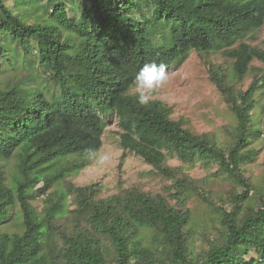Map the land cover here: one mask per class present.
I'll list each match as a JSON object with an SVG mask.
<instances>
[{
    "label": "trees",
    "instance_id": "obj_1",
    "mask_svg": "<svg viewBox=\"0 0 264 264\" xmlns=\"http://www.w3.org/2000/svg\"><path fill=\"white\" fill-rule=\"evenodd\" d=\"M14 1L13 13L0 0V67L22 59L28 69L0 88V264H110L105 240L115 264H264V197L246 211L238 205L253 191L243 167L260 135L253 119L259 87L238 96L227 90L255 61L264 66V50L244 43L264 26V0ZM36 2L45 12L30 22ZM221 52L232 61L230 71L208 72L237 121L228 148L173 121L164 102H137L135 76L144 64L171 69L193 54ZM110 118L122 161L133 154L170 179L180 172L169 166L172 159L179 167L200 161L244 188L219 215L221 235L206 251L191 248L189 213L137 190L101 199L96 185L69 184L35 212V195L78 175L99 153ZM13 156L17 174L9 179L4 164ZM175 188L174 199L185 200L194 186L175 179ZM17 206L22 233L8 234L3 228ZM141 229L152 231L153 246L144 244Z\"/></svg>",
    "mask_w": 264,
    "mask_h": 264
},
{
    "label": "rangeland",
    "instance_id": "obj_2",
    "mask_svg": "<svg viewBox=\"0 0 264 264\" xmlns=\"http://www.w3.org/2000/svg\"><path fill=\"white\" fill-rule=\"evenodd\" d=\"M39 1L44 3L45 0ZM14 2V0H6V5L13 13L15 12ZM33 6L37 8V2ZM34 7L31 10L29 5L26 7L30 10L28 12L30 22H33V17H40L45 12L42 8ZM72 11L70 9V13ZM244 43L264 50V26L259 32L246 38ZM226 53L191 55L187 61L168 69V82L154 90L150 99L167 104L172 109L173 121H181L184 127L195 135L208 136L223 149L233 143V129L237 121L225 97L210 80L208 67L221 69L222 73L227 74L231 69L232 61ZM34 68L31 70L32 74H35ZM27 69L22 59L17 60L16 63L14 61L13 68L9 65L0 67V88L20 80ZM39 73L38 84L42 79V72ZM252 84L259 87L253 95L257 102L253 119L260 130V135L251 140L249 148L255 152L254 158L243 167V176L253 189L248 192L247 198L239 201L238 205L244 211L252 205H257L254 203L255 198L264 197V66L255 61L247 77L241 81L236 80L227 87L228 92L238 96L247 92ZM134 91L136 92V88ZM117 131L116 119H108L105 123L103 145L99 153L88 161V166L78 175L66 178L64 183L56 184L44 195H35L32 201L35 212L41 213L48 203L51 206L50 202L56 198L55 190L58 187L68 190L69 184L75 187L96 185L100 189L98 197L101 199L137 190L152 198H165L171 206L189 213L191 220L188 229L191 230V248L196 253L206 251L210 242L219 239L221 235L219 215L223 211L229 212L232 209L234 198L242 196L244 188L234 180L217 174V167L214 165L198 161L179 167L180 164L175 158L169 162L171 168H180V172L175 174V179L191 181L194 189L188 192L187 199H174L175 179L160 175L133 154L127 153L123 161L120 159L122 150L119 146ZM4 165L7 178L17 174L14 156L6 160ZM73 201V196L70 195L67 203L69 208H73ZM12 213L13 218L3 231L8 234L22 233L20 207L12 209ZM152 236V231L140 230V238L146 246L155 244ZM103 253L110 264H115L113 249L106 240L103 242Z\"/></svg>",
    "mask_w": 264,
    "mask_h": 264
},
{
    "label": "clouds",
    "instance_id": "obj_3",
    "mask_svg": "<svg viewBox=\"0 0 264 264\" xmlns=\"http://www.w3.org/2000/svg\"><path fill=\"white\" fill-rule=\"evenodd\" d=\"M168 79L169 72L165 63L144 64L135 76L137 102L141 106H147L150 103L152 92L165 85Z\"/></svg>",
    "mask_w": 264,
    "mask_h": 264
}]
</instances>
